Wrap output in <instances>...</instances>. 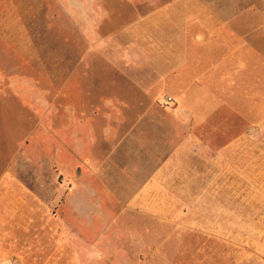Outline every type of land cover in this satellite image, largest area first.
Returning <instances> with one entry per match:
<instances>
[{"label": "crops", "instance_id": "1", "mask_svg": "<svg viewBox=\"0 0 264 264\" xmlns=\"http://www.w3.org/2000/svg\"><path fill=\"white\" fill-rule=\"evenodd\" d=\"M100 1L61 0L59 5L67 32L75 29L77 47L75 56L63 57L74 64L62 65L58 111L50 106L44 113L47 126L59 125L60 169L70 183L60 213L70 207L78 217L84 213L80 207L102 201L120 205L119 212L153 220L146 231L141 227L145 233L163 235L170 222V240L188 231L181 221L197 219L188 211L202 195L210 222L229 219L217 190L238 189V182L201 181L195 174L229 172L227 164L212 165V159L228 157L231 144L215 143L238 142L255 128L250 139H259L261 23L240 19L241 6L213 0H115L124 3L117 12ZM167 97L172 100L165 106ZM95 142L107 147L102 160L91 164ZM44 149L46 155L56 153L53 141L45 140ZM83 152L84 168L73 161ZM19 182L18 176H5L0 165V222L5 189L14 190ZM238 218L242 213L231 214V220ZM213 225L207 235L221 237ZM152 236H147V252L158 248Z\"/></svg>", "mask_w": 264, "mask_h": 264}, {"label": "rangeland", "instance_id": "2", "mask_svg": "<svg viewBox=\"0 0 264 264\" xmlns=\"http://www.w3.org/2000/svg\"><path fill=\"white\" fill-rule=\"evenodd\" d=\"M60 1L0 0V165L5 176L12 174L20 181L14 190L5 189L4 193L0 264H264V121L259 139H250L255 128L238 142L215 143L231 144L228 157L212 159V165L227 164V174H195L201 181L238 182V189L217 190L222 193L221 202L227 204V220H208L203 195L188 211L197 219L181 221L189 229L184 234L179 231L172 240L170 222H165L163 235L152 230L145 233L146 224L153 220L138 212H119L120 205L103 201L85 205L78 217L70 207L60 213L70 183L60 169L59 125L47 126L44 113L50 106L57 107L50 111H58L62 65L69 69V64H74L73 59L63 57L68 53L75 56L77 49L75 29L67 32L61 21ZM213 3L241 6L240 19L258 20L264 32V0ZM120 4L100 1L106 10L112 7L116 12ZM45 140L56 145L52 156L45 154ZM106 147L94 143L91 164L102 160ZM84 155L73 158L82 168L86 167ZM201 160L197 158L200 166ZM179 175L183 179L193 176L167 174L170 179ZM197 191L203 194L205 190ZM236 212L242 213L243 219L231 220ZM213 224L222 230L221 237L207 235ZM147 236L158 243L156 252H147Z\"/></svg>", "mask_w": 264, "mask_h": 264}, {"label": "built area", "instance_id": "3", "mask_svg": "<svg viewBox=\"0 0 264 264\" xmlns=\"http://www.w3.org/2000/svg\"><path fill=\"white\" fill-rule=\"evenodd\" d=\"M171 100H172V98H171V97H168L167 100L163 102V104H164L165 106H167L168 103H169V101H171Z\"/></svg>", "mask_w": 264, "mask_h": 264}]
</instances>
